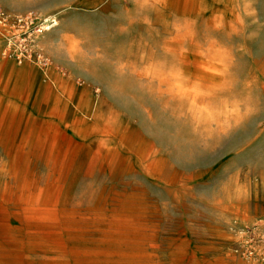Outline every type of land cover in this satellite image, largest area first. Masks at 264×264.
Returning a JSON list of instances; mask_svg holds the SVG:
<instances>
[{
	"label": "rangeland",
	"instance_id": "1",
	"mask_svg": "<svg viewBox=\"0 0 264 264\" xmlns=\"http://www.w3.org/2000/svg\"><path fill=\"white\" fill-rule=\"evenodd\" d=\"M2 10L0 264H264V0Z\"/></svg>",
	"mask_w": 264,
	"mask_h": 264
},
{
	"label": "built area",
	"instance_id": "2",
	"mask_svg": "<svg viewBox=\"0 0 264 264\" xmlns=\"http://www.w3.org/2000/svg\"><path fill=\"white\" fill-rule=\"evenodd\" d=\"M0 18L5 22L8 21V19H10V16L6 14V12H4L3 10L0 11ZM15 22L18 23V24H22V23H25V24H32V23H35L36 22V18L32 15V14H28L27 16L25 17H17L15 19ZM39 26H40V23H39V18H38V22H37V25L36 27L34 28V31L37 29L39 30ZM25 32L24 34H18V39H19V42H20V45H19V58L21 57H26L29 53H30V48H29V45L31 44V42L33 41V38H32V33H27ZM9 45H11L10 42H8ZM8 51V50H7Z\"/></svg>",
	"mask_w": 264,
	"mask_h": 264
},
{
	"label": "bare ground",
	"instance_id": "3",
	"mask_svg": "<svg viewBox=\"0 0 264 264\" xmlns=\"http://www.w3.org/2000/svg\"><path fill=\"white\" fill-rule=\"evenodd\" d=\"M45 19H46V20H45ZM44 20L46 21V23H48L49 18H44V19H42V20L39 19V23H40L39 30L36 29V30L32 33L33 41L31 42L32 44H30L32 50H33V48H35V47L38 45V41H36L35 38H36L37 34L42 33V30H43L42 27H43V22H44ZM50 20H51V19H50ZM2 21H3V20H2ZM0 22H1V20H0ZM53 22H54V25H55L56 23H55V20H54V19L50 21V23H53ZM52 27H53L52 24H45L44 29H45L47 32H49L50 30H52ZM35 33H37V34L35 35ZM36 39H37V38H36ZM29 48H30V47H29ZM38 56H39V62H44V61H45V58H44L42 55L38 54ZM46 63H47V62H46Z\"/></svg>",
	"mask_w": 264,
	"mask_h": 264
}]
</instances>
